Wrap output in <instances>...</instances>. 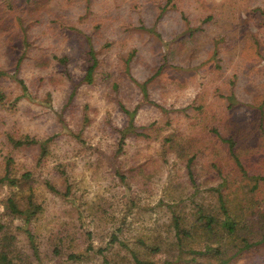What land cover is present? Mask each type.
Returning <instances> with one entry per match:
<instances>
[{"label":"rangeland","instance_id":"374dc122","mask_svg":"<svg viewBox=\"0 0 264 264\" xmlns=\"http://www.w3.org/2000/svg\"><path fill=\"white\" fill-rule=\"evenodd\" d=\"M34 3L0 0V90L7 96L0 107V178L12 157L11 174L32 175L30 185L42 207L27 223L8 209L12 196L27 208V186L20 192L0 185V239L17 237L14 264H38L27 230L45 264H79L62 256L83 253L89 244L70 200L90 222L95 248L107 247L122 227L120 238L131 248L139 239L161 244L154 258L163 263L174 241L169 229L174 213L194 214L190 169L203 191L195 195L197 205L213 213L225 198L207 188L219 187L223 196L237 199L230 205L241 206L243 220L254 216L248 209L255 198H264V187L254 192L255 182L243 178L213 129L223 139L237 138L251 174L264 175L258 129L264 111V0ZM91 49L99 65L94 82L87 84ZM124 109L134 113L136 131L119 154L121 131L130 121ZM235 124L246 133L237 135ZM8 135L51 138L47 159L40 165L38 146L15 149ZM171 137L174 150L165 142ZM186 151L198 157L183 158ZM62 170L72 185L69 197L46 186L51 182L64 192ZM114 247L109 258L126 255ZM232 252L230 264H264V244ZM82 264L103 261L92 256Z\"/></svg>","mask_w":264,"mask_h":264},{"label":"trees","instance_id":"16d2710c","mask_svg":"<svg viewBox=\"0 0 264 264\" xmlns=\"http://www.w3.org/2000/svg\"><path fill=\"white\" fill-rule=\"evenodd\" d=\"M30 2H35L34 6L38 5V0H30ZM89 56L91 65L84 77V82L92 84L95 80L99 62L93 49L89 51ZM60 62L66 63L67 60L66 58L60 59ZM2 75L3 73H0V76ZM19 83L24 89H26L23 81L19 80ZM6 104L7 96L0 90V107L5 106ZM234 105L235 104H232L231 102L229 107L232 108ZM124 111L129 115L130 121L128 126L121 131V140L118 150L119 154L124 151V143L128 138V135L136 131L133 124L135 117L134 113H131L126 109H124ZM260 111L261 117L258 129L264 139L263 107ZM234 129L239 136H242L247 131L239 124H235ZM213 132L218 138H221L222 141L227 144L228 153L240 169L243 178L250 179L255 182L253 186L254 192L260 191L264 187V175L251 174L252 170L250 168L248 169L244 160L240 157L241 146L238 145L237 138L232 135L223 139L224 137L219 133V131L213 129ZM7 141L15 149L38 146L40 148L38 163L41 165L49 155V143L52 139H37L30 136L17 139L13 135H8ZM165 142L167 146L174 150V147L176 146L174 138H167ZM194 147V145L190 146V148ZM181 149L183 150V147ZM189 153L186 151L183 158L190 157L194 160L198 157V154L196 153H193L191 156ZM192 160L189 161V164H191ZM6 161V174L0 178V185L8 184L11 188L20 190V192H24V189L27 186V189L29 190V194H26L25 196V201L27 203V208H25V210L21 208L14 196L8 200V209L13 215L24 216L26 222L30 223L42 212V207L37 205L35 201L34 189L30 185L32 175L27 172L21 178L14 177L11 174V166L14 163V159L9 157ZM213 167L217 169L218 174L222 177L223 174L220 167L217 168V164L215 162L213 163ZM190 170V183L194 192H192V195L188 197V200L195 206L193 207L194 214L191 217H187L177 215L176 212L174 213L173 222L169 227L171 230L170 233L174 235V241L169 244V259L161 263L154 258L162 251V245L159 243L150 245L145 242V240L139 239V246H136V248L129 247L120 238V233L123 229L122 227L118 229V233L112 234L111 242L107 247L99 249L95 248L90 241L93 238V234L90 229V222L86 221L84 212L79 209L74 200L70 201L77 208L78 214L80 215L78 221L81 223V228L87 234L89 244L83 253L68 252V254H63L62 256H65L68 262L79 264L84 263L86 258H91L92 256H100L103 264H124L127 260L128 264H230L233 260L231 255H234L232 248L239 249L242 245L250 248L253 247V245L258 246L264 244V198H255V201L252 202V205L248 209L254 216L248 218L247 220H243L237 211V207L239 205H230L233 201L237 202L236 198L231 199L228 196H223L222 190L219 187H208L207 191L225 198V201L222 200L220 205L215 207V210L212 213L202 208V206L197 205L195 195L200 191L203 193V191L202 189L200 190V186ZM61 174L66 183V189L64 192H61L51 182H46V186L56 195L69 197L72 193V185L70 184L66 171L62 170ZM223 182L225 183L226 180L223 179ZM249 219H251V221H248ZM26 232L28 234V243L32 252V257L38 264H45L42 262L40 248L36 242L34 234L30 230H27ZM259 234H261V238L256 239ZM4 236L5 237L3 239H0V264H14L15 259H17V256H14L13 254L17 237H11L8 234H5ZM115 245L124 249L126 255L109 258L106 253L110 249H114ZM55 253L56 256L62 257L61 251L55 250ZM127 255H129V257H127Z\"/></svg>","mask_w":264,"mask_h":264}]
</instances>
